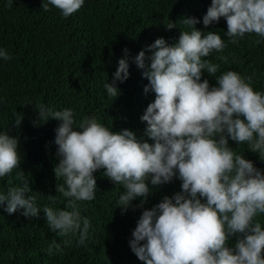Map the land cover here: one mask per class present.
<instances>
[{
    "label": "clouds",
    "instance_id": "1",
    "mask_svg": "<svg viewBox=\"0 0 264 264\" xmlns=\"http://www.w3.org/2000/svg\"><path fill=\"white\" fill-rule=\"evenodd\" d=\"M84 3L41 0V7L45 12L58 9L68 18ZM12 5L13 0H8L7 6ZM221 18L226 21L229 43L238 44L246 34L259 37L254 45L264 41V0H211L203 25ZM181 22L190 31L181 32L176 44L169 46L158 38L134 59L149 82L144 92L155 94L140 117L147 125L144 135L153 143L139 141L127 129L114 133L94 116L83 117L77 125L72 109L52 111L39 105L42 122H61L54 141L61 159L53 171L56 179H64V184H56V192L67 198L65 209L60 210L51 206L55 197L49 196V204L43 207L46 223L59 237L79 234L78 244H83L90 221L82 218L77 201L95 199L93 174L100 169L125 189L118 200L125 211L138 198L136 207L143 208L150 185L169 184L176 178L181 190L143 210L132 232L129 246L142 264H264V228L257 220L264 214V173L229 146V140L247 144L264 159V92L252 86L255 73L241 76L228 70L216 75L220 65L203 58L213 51L222 53L227 44L216 33L196 29L200 21L195 18ZM174 27L169 22L167 29ZM124 52L127 55L128 50ZM11 58L0 48V59ZM218 59L227 62V57ZM204 72L216 75L211 85L208 79L202 81ZM128 78L127 59H120L113 83L104 85L108 95L116 98L120 94L116 82ZM22 119L15 112L13 127ZM9 131L8 127L0 131V179L21 164L18 138ZM16 179L18 185L0 191V206L6 205L3 210L9 215L22 209L24 217H38V193L31 191L24 172L18 171ZM232 237L236 239L230 247ZM54 248L60 251L61 245L53 241L48 253L53 254Z\"/></svg>",
    "mask_w": 264,
    "mask_h": 264
},
{
    "label": "trees",
    "instance_id": "2",
    "mask_svg": "<svg viewBox=\"0 0 264 264\" xmlns=\"http://www.w3.org/2000/svg\"><path fill=\"white\" fill-rule=\"evenodd\" d=\"M7 4L8 0H0V48L12 57L0 59V131L8 127L9 135L18 138L21 164L0 179V191L6 193L18 185L16 173L24 172L31 191L38 193L40 213L26 218L22 209L9 215L3 210L6 205L0 206V264H142L129 246L137 221L143 210L179 192L181 181L174 178L169 184L150 185L143 208L136 207L138 198L125 211L118 205L125 189L100 169L93 174L95 199L77 201L82 218L90 221L88 238L78 244L79 234L59 237L46 223L43 207L49 204V196L55 197L51 205L55 209L64 210L67 203V198L55 190L64 179H56L53 171L61 159L54 143L61 122H42L39 105L52 111L72 109L77 125L83 117L94 116L114 133L127 129L139 141L151 144L153 141L144 135L147 125L140 117L154 102L155 94L144 92L149 82L134 63L141 50L158 38L169 46L176 44L181 32L190 31L181 21L195 18L200 21L196 29L216 33L227 44L222 53L213 51L203 58L220 65L216 75L228 70L241 76L255 73L252 86L264 92V41L254 45L259 37L246 34L238 44L229 43L224 18L205 27L202 18L211 0H85L84 6L68 18L55 8L45 12L41 0H13L11 8ZM169 22L175 24L171 30L167 29ZM220 56L227 57V62L218 59ZM120 59H127L129 78L116 82L120 94L115 98L108 95L104 85L113 83ZM216 75L204 72L202 81L208 79L211 85ZM15 112L23 116L17 127H13ZM229 146L264 173V159L252 153L247 144L236 145L229 140ZM257 220L264 228V214ZM65 239L71 243L64 245ZM235 239L230 238V247ZM53 241L61 250L54 248L49 254Z\"/></svg>",
    "mask_w": 264,
    "mask_h": 264
}]
</instances>
